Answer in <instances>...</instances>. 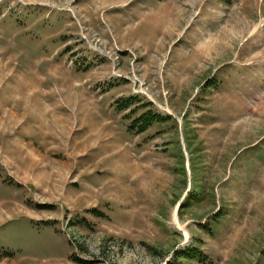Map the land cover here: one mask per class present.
Listing matches in <instances>:
<instances>
[{
  "label": "rangeland",
  "instance_id": "rangeland-1",
  "mask_svg": "<svg viewBox=\"0 0 264 264\" xmlns=\"http://www.w3.org/2000/svg\"><path fill=\"white\" fill-rule=\"evenodd\" d=\"M173 259L264 264V0H0V264Z\"/></svg>",
  "mask_w": 264,
  "mask_h": 264
},
{
  "label": "trees",
  "instance_id": "trees-1",
  "mask_svg": "<svg viewBox=\"0 0 264 264\" xmlns=\"http://www.w3.org/2000/svg\"><path fill=\"white\" fill-rule=\"evenodd\" d=\"M130 100L131 99H128L126 102L122 103V106L119 105L118 108L121 109L124 107H128L129 103L131 102ZM160 120H162V116L155 114V113H151L149 110H147L144 113H142L139 117L135 118L132 124L134 123L139 124L137 129L139 131H144L149 126V124H151L154 121H160ZM131 127H133V125H131ZM189 254H190V257L198 258L200 261H201V257L203 258V256L199 253V250L195 249L194 247L191 248ZM166 264H180V263L176 262V259H173L172 262L167 261Z\"/></svg>",
  "mask_w": 264,
  "mask_h": 264
}]
</instances>
